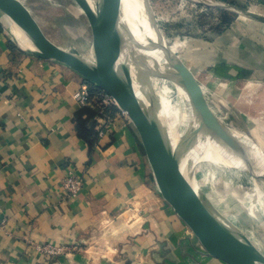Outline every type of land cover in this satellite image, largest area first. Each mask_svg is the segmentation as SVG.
<instances>
[{
	"label": "crops",
	"instance_id": "crops-1",
	"mask_svg": "<svg viewBox=\"0 0 264 264\" xmlns=\"http://www.w3.org/2000/svg\"><path fill=\"white\" fill-rule=\"evenodd\" d=\"M26 1L21 0L44 41L88 58L95 54L92 28V55L53 41L43 30L39 6L60 7L61 2ZM5 16L0 10V222L7 230L0 233V264H227L207 254L154 193L153 172L134 126L115 116L111 132L100 138L101 115L84 113L92 143L79 137L76 119L87 107L74 96L85 77L65 64L31 55L14 38ZM261 25L244 17L213 36L183 41L178 35L170 49L191 72L203 64L232 75L245 69L260 77ZM183 43H188L185 59L172 50ZM226 60L229 69L222 66ZM70 169L85 180L77 198H68L63 188ZM136 206L142 209L139 219ZM45 244L61 247L63 253L48 258L36 249Z\"/></svg>",
	"mask_w": 264,
	"mask_h": 264
},
{
	"label": "rangeland",
	"instance_id": "rangeland-1",
	"mask_svg": "<svg viewBox=\"0 0 264 264\" xmlns=\"http://www.w3.org/2000/svg\"><path fill=\"white\" fill-rule=\"evenodd\" d=\"M54 1L61 2V6L59 7L56 4L54 6L48 5V3H44L43 1V4L39 6L43 14L41 16L44 19L42 27L45 33L53 41L61 45L79 50L84 55L91 54L93 50L91 26L84 9H79L77 1L76 3L73 0ZM79 1L85 6L81 0ZM110 1L114 3L115 0ZM217 1L257 14L264 13V4H260L257 0ZM149 2L153 9L155 22L161 33L160 35L168 47L174 43V39L178 35H181L179 37L184 41V37L192 38L193 36L203 37L218 34L226 28V24L224 23L226 14H229L233 20H242L244 18L241 15L198 0H149ZM26 4H32V0H27ZM104 8L105 10L107 9L106 4ZM105 10L103 12L99 9L98 12L101 13L99 16H103ZM56 15H61V19L58 21L54 20L53 16ZM123 24L124 26L121 31L124 33V38L128 45H130L133 34L126 26V23ZM261 26L264 27V24ZM176 54L180 55V53ZM92 57L95 58V54ZM227 60L222 66L229 69L232 64ZM201 65V68H196V72L194 70L191 72V79L193 81L178 66L186 74L185 77L188 78V81L194 82L193 85L199 89L201 96L206 97L205 100L219 117L223 119L225 124L233 128L236 133L241 134L239 141L247 147V152L242 154L241 158L243 160L246 158L247 162H253V153L256 151L259 150L264 155V75L260 74V77H258L254 73L250 74L245 69L241 71L238 68L236 69L238 74L232 75L234 73L230 71L226 72L224 71L225 69H221L220 67L218 68L220 70H216L217 68L214 66L207 68L206 65ZM171 81L176 83L177 79H172ZM84 83L89 84L91 91L93 90L95 93L99 89L101 90L102 93L95 95L107 94L111 97L96 83H92L86 78ZM153 87L154 85L151 86L153 95L150 97V102L151 104L154 103L153 106L160 109L159 112L162 114L161 100L171 99L174 88L168 85H161L158 88L159 92L157 94ZM119 119H123L130 126H134L130 117L129 119L119 117ZM166 123L173 124L171 116L166 115L164 117L163 115L162 120L159 122L162 130L168 133L169 130ZM134 128L137 131L135 126ZM183 140H185V136L180 139V141ZM185 142L187 143L184 147V152L192 158L191 153L196 147V143L192 140H186ZM143 149L145 150L144 146ZM224 159V154H218L216 156H202L191 161L187 160L184 164L185 170L198 183V189H201L199 191L204 195L205 199L209 200L212 208L214 210L221 208L228 215L229 220L237 226L240 225L239 227L245 228L250 233L249 240L251 239L250 241L254 242L257 250L264 255V207H259L258 204V197L264 195V171L261 170L259 177H255L247 171L226 166L223 164ZM147 161L153 172L152 186L154 193L159 195L172 208L161 191L148 155ZM187 165L191 166V169ZM251 165L254 166L252 168L257 172L259 171L258 169L260 168L257 167V162ZM133 209L136 218L139 219L142 209L139 206ZM172 210L174 211L173 208ZM118 220L120 221V218ZM183 223L192 232L184 221ZM192 234L194 233L192 232ZM108 235L112 236V233ZM199 244L202 246L200 242Z\"/></svg>",
	"mask_w": 264,
	"mask_h": 264
},
{
	"label": "bare ground",
	"instance_id": "bare-ground-1",
	"mask_svg": "<svg viewBox=\"0 0 264 264\" xmlns=\"http://www.w3.org/2000/svg\"><path fill=\"white\" fill-rule=\"evenodd\" d=\"M81 1L96 15L94 28L99 35L103 33L107 25L109 8L113 7L114 9L113 17L118 23L111 25L109 31L117 40L119 39L120 44L107 52L105 62L110 66L118 67L124 64L128 57V50L131 51L130 54L138 56L142 52L141 47H143V44L148 39L156 40L147 13L139 3V0H115L114 3L110 0ZM102 3L106 4V10ZM99 9L103 12L105 10L103 16H99L101 14L98 12ZM3 18L19 44L24 49H33L17 20L7 15ZM121 23H126V26L133 34L130 45L125 40L124 33H120L119 31L118 26ZM187 44H174L172 45V50L174 53H180V57L185 59L184 55L186 54L185 48ZM103 45V42L98 43L101 49H103ZM151 54L153 56L152 61L133 77L128 89L143 105L153 122L158 124L161 130L162 127L159 125V122L162 120V116L166 117V115H169L172 117L173 124L166 123L169 132H164V135L175 151L181 165L182 178L196 201L199 210L209 218L215 234L225 245L233 250H237L239 248L238 243L233 239L228 228H225L223 219L224 217L228 218V215L221 208L217 210L212 208L209 200L205 199L204 195L199 191L198 183L186 173L184 164L187 160H196L202 156L224 154L225 159L223 160V164L226 166L239 168L242 171L249 172L252 176L259 177L261 170L264 171V155L258 150L253 153V162H246L248 161L246 158L244 160L241 158V155L247 152V147L239 141L241 134L236 133L233 128L228 127L205 100L206 97L201 96L199 89L192 82L188 81V78L185 77L186 74L179 69L177 63L171 58L169 48L161 35L159 36L157 50ZM172 79H177V82L173 83ZM152 85H154L153 88H155L157 94L159 92L158 88L161 85H168L174 88L171 99L161 100L160 104L163 115L160 114V109L154 107V103L151 104L150 102V97L153 95ZM106 86L113 90L110 83H106ZM183 136H185V140L180 141ZM186 140H192L196 143V147L191 153L192 158L190 155H186L181 147ZM254 162H257V167L260 168H257L258 172L252 168L254 166L251 164H254ZM188 168L191 169V166ZM263 203L264 195H260L258 197L259 207L263 208ZM239 229L249 239L250 233L243 227H239ZM251 243L254 244L253 241Z\"/></svg>",
	"mask_w": 264,
	"mask_h": 264
},
{
	"label": "water",
	"instance_id": "water-1",
	"mask_svg": "<svg viewBox=\"0 0 264 264\" xmlns=\"http://www.w3.org/2000/svg\"><path fill=\"white\" fill-rule=\"evenodd\" d=\"M76 1L84 9L92 28L95 58H88L71 51L56 49L53 45L44 41L20 0H0V10L4 15L11 16L21 25L25 37L33 48L29 49L31 55L41 60H53L69 66L92 83H96L99 87L103 88L106 93L117 101L120 108L130 117L140 135L164 197L176 214L189 226L207 254L227 264H264V255L257 250L255 245L241 232L239 227L227 217L223 219L225 228H228L229 233L238 243L239 248L237 250L231 249L215 234L209 218L199 210L196 201L182 178L181 165L175 151L168 143L164 131L159 128L158 124L153 122L143 105L128 89L133 77L152 61L153 56L151 53L155 52L158 47L161 33L155 22L154 12L149 0H139V3L147 13L156 40L148 39L143 44V47H141L142 52L138 56L130 54L131 51L128 50L127 60L118 67L110 66L105 62L107 52L120 44L119 39L117 40L109 31L111 25L118 23L113 17V7L109 8L107 25L103 33L99 35L94 28L96 17L92 10L85 7L79 0ZM198 1L264 24L263 15L249 10L217 0ZM123 26V23L118 26L120 33H122ZM99 42L104 43L103 49L98 46ZM168 48L171 58L191 79V71L172 53L170 47ZM106 83H110L113 90L107 87ZM186 143L181 145L183 152Z\"/></svg>",
	"mask_w": 264,
	"mask_h": 264
},
{
	"label": "built area",
	"instance_id": "built-area-1",
	"mask_svg": "<svg viewBox=\"0 0 264 264\" xmlns=\"http://www.w3.org/2000/svg\"><path fill=\"white\" fill-rule=\"evenodd\" d=\"M75 100L82 107H92L97 110L104 123L98 132V137H104L111 132V126L114 123L115 116L129 119V116L118 105L117 101L107 94L97 96L91 91L89 84H82L79 91L74 96ZM85 185L84 177L74 169H70L63 180V188L68 198H77L83 191ZM7 233L6 223L0 222V233ZM36 249L46 255L48 258L60 256L63 248L52 244L36 246Z\"/></svg>",
	"mask_w": 264,
	"mask_h": 264
},
{
	"label": "trees",
	"instance_id": "trees-1",
	"mask_svg": "<svg viewBox=\"0 0 264 264\" xmlns=\"http://www.w3.org/2000/svg\"><path fill=\"white\" fill-rule=\"evenodd\" d=\"M234 20L230 18L229 14H226L224 17V23L226 24V27L229 26ZM93 94H100L102 93L99 89L96 93L92 90ZM84 113H87L88 116L95 117V115H98L99 112L93 108L87 107L84 108L81 114L78 115L76 122H77V131L79 133V137L81 139H84L89 144L92 143V132L87 128V122L86 120L82 119V115Z\"/></svg>",
	"mask_w": 264,
	"mask_h": 264
}]
</instances>
